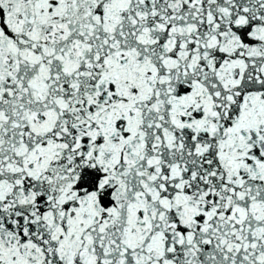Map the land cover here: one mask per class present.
Returning a JSON list of instances; mask_svg holds the SVG:
<instances>
[{
    "label": "snow or ice",
    "instance_id": "snow-or-ice-1",
    "mask_svg": "<svg viewBox=\"0 0 264 264\" xmlns=\"http://www.w3.org/2000/svg\"><path fill=\"white\" fill-rule=\"evenodd\" d=\"M0 264H264V0H0Z\"/></svg>",
    "mask_w": 264,
    "mask_h": 264
}]
</instances>
